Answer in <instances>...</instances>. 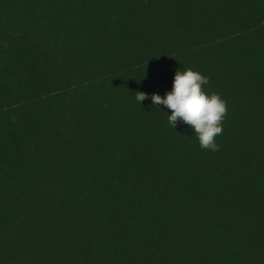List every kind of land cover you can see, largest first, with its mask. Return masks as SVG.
<instances>
[{
    "label": "trees",
    "instance_id": "16d2710c",
    "mask_svg": "<svg viewBox=\"0 0 264 264\" xmlns=\"http://www.w3.org/2000/svg\"><path fill=\"white\" fill-rule=\"evenodd\" d=\"M0 264H264V0H0Z\"/></svg>",
    "mask_w": 264,
    "mask_h": 264
},
{
    "label": "clouds",
    "instance_id": "9594fccd",
    "mask_svg": "<svg viewBox=\"0 0 264 264\" xmlns=\"http://www.w3.org/2000/svg\"><path fill=\"white\" fill-rule=\"evenodd\" d=\"M208 77L192 68L177 69L174 72L171 89L163 96L152 93L153 105L171 109L167 118L172 127L179 119L195 133L200 147L216 151L219 145L215 137L222 132L221 121L227 111L226 101L217 93H206L203 85ZM137 99L143 101L148 94L138 92Z\"/></svg>",
    "mask_w": 264,
    "mask_h": 264
}]
</instances>
